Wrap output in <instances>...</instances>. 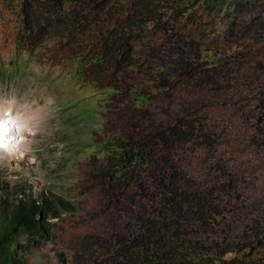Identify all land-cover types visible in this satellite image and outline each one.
<instances>
[{"label":"trees","instance_id":"trees-1","mask_svg":"<svg viewBox=\"0 0 264 264\" xmlns=\"http://www.w3.org/2000/svg\"><path fill=\"white\" fill-rule=\"evenodd\" d=\"M44 53L103 88L111 116L62 264H264V4L0 0V79ZM9 191L0 264H28L78 206Z\"/></svg>","mask_w":264,"mask_h":264},{"label":"rangeland","instance_id":"rangeland-1","mask_svg":"<svg viewBox=\"0 0 264 264\" xmlns=\"http://www.w3.org/2000/svg\"><path fill=\"white\" fill-rule=\"evenodd\" d=\"M257 2L264 4V0ZM4 56L8 59L9 53ZM56 59L44 53L30 65L21 60L23 74L12 80L0 79V107L7 112L15 107L28 111L34 128L24 155L0 157V185L9 184V192L24 188L34 196L49 191L78 206L73 217L63 214L64 219H52V238L30 251L28 264H62L60 252L72 258L65 233L69 222L85 215L90 203L80 179L93 155L102 158L101 127L111 118L108 101L103 99L104 89L82 86L74 66ZM89 109L95 111L90 117L79 113Z\"/></svg>","mask_w":264,"mask_h":264},{"label":"bare ground","instance_id":"bare-ground-1","mask_svg":"<svg viewBox=\"0 0 264 264\" xmlns=\"http://www.w3.org/2000/svg\"><path fill=\"white\" fill-rule=\"evenodd\" d=\"M33 116L28 111L15 107L13 110L0 107V127L4 133L0 141V157L22 156L30 145Z\"/></svg>","mask_w":264,"mask_h":264},{"label":"clouds","instance_id":"clouds-1","mask_svg":"<svg viewBox=\"0 0 264 264\" xmlns=\"http://www.w3.org/2000/svg\"><path fill=\"white\" fill-rule=\"evenodd\" d=\"M3 135H4V133L1 132V127H0V141H1L2 137H3Z\"/></svg>","mask_w":264,"mask_h":264}]
</instances>
